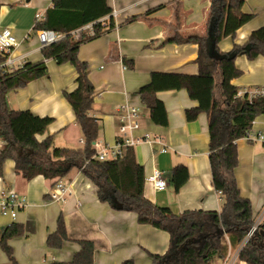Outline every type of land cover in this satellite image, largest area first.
Instances as JSON below:
<instances>
[{"label": "crops", "instance_id": "1", "mask_svg": "<svg viewBox=\"0 0 264 264\" xmlns=\"http://www.w3.org/2000/svg\"><path fill=\"white\" fill-rule=\"evenodd\" d=\"M0 4V31L12 30L19 42L3 71L13 73L26 63L42 61L48 69L45 77L9 92V108L52 120L45 134L37 137L39 142L51 138L55 147L81 148L82 131L65 97L77 89V71L69 63L59 65L54 59H44L39 31L34 30L36 22L53 7V0H0ZM108 5L113 13L101 22L107 26L113 21L115 27L84 43L78 52L79 60L89 65V80L95 88L91 116L99 120L100 126L96 152L105 147L114 148L121 139V106L129 104L139 108L140 128L133 135L146 141L133 148L136 160L144 167L145 181L157 169L167 182L166 190L156 191L146 181L145 197L176 215L187 211L220 213L223 199L212 185L207 115L201 114L189 122L186 110L197 107L198 103L190 99L186 90L164 91L157 98L166 107L168 125L158 126L152 122L148 108L138 95L153 73L198 74V45L165 43L177 33L183 37H206L211 0H108ZM242 11L253 19L234 37L221 41V53H229L235 45H244L253 32L264 26V0H244ZM134 17L137 20L129 22ZM128 62L133 63L132 69L128 68ZM235 65L242 72L232 81L235 87L239 90L264 87V56L251 60L241 55ZM251 129L255 134H264V115L256 118ZM237 145L239 165L235 178L242 197L252 203L255 224L264 218V145L244 139ZM36 159V156L30 157L31 161ZM181 165L188 169L189 179L177 192L171 183V174ZM62 180L68 195L64 201L54 202L50 198L55 186L52 181L43 176L27 181L16 172L14 161L6 162L0 190H13L27 202L15 221L0 212V229L13 223L24 225V235L9 242L18 264L69 262L79 251L76 241L80 240L94 243V264H122L126 260L151 264V255L167 253L170 247L167 232L140 225L136 214L101 203L97 187L78 171H72ZM60 216L65 219L71 241L60 250H51L47 239L55 232ZM239 248L237 251L231 248L220 264L235 260L245 264L238 262ZM0 264H11L1 248Z\"/></svg>", "mask_w": 264, "mask_h": 264}, {"label": "trees", "instance_id": "2", "mask_svg": "<svg viewBox=\"0 0 264 264\" xmlns=\"http://www.w3.org/2000/svg\"><path fill=\"white\" fill-rule=\"evenodd\" d=\"M211 3L206 37H183L177 33L165 43L198 45V74L153 73L138 95L158 126L168 125L166 107L157 98L164 91L186 90L190 99L198 103L197 107L186 110L189 122L201 114L207 115L212 185L223 199L220 213L187 211L176 215L169 208L153 204L145 197L144 167L137 162L132 148L123 147L121 158L115 161L102 162L95 158L100 132L99 120L91 116L95 88L89 80V65L79 60L78 52L84 43L115 27L113 21L107 26L101 22L113 13L108 0H53V7L34 27L35 31L50 30L64 36L57 43L43 47L44 59H54L59 65L69 63L77 71V89L65 97L82 131L84 145L79 149L55 147L51 138L39 142L37 137L45 134L52 120L30 111H14L8 106L9 92L25 88L48 74L46 62L26 63L17 71L6 73L1 66L8 55L0 51V137L6 142L0 152V178L9 160L15 162L16 172L27 181L43 176L55 185L57 180L78 171L97 187L101 203L117 211L134 213L140 225H150L170 235L169 250L164 255H151V264H214L225 260L230 248L242 245L255 222L252 203L242 197L235 178L239 165L237 142L244 138L256 118L264 115V99L235 100L239 89L232 81L242 74L235 65L237 57L246 55L252 60L264 56V26L253 32L244 45H235L229 53H221V41L234 37L253 16L243 13L244 0H211ZM136 20L134 17L129 22ZM91 24L94 36L75 37L76 31ZM127 66L132 69L133 63L128 62ZM43 155L47 158L39 157ZM33 156L37 159L31 161ZM188 179L185 166L173 169L171 183L177 192ZM262 228L261 225L240 250L239 263L264 264ZM24 233V225L20 223L0 229V248L11 264L18 263L9 242ZM69 241L65 219L60 216L55 232L47 239V247L60 250ZM76 243L79 251L71 261L52 264H94V243L88 240ZM122 264L135 263L126 260Z\"/></svg>", "mask_w": 264, "mask_h": 264}, {"label": "built area", "instance_id": "3", "mask_svg": "<svg viewBox=\"0 0 264 264\" xmlns=\"http://www.w3.org/2000/svg\"><path fill=\"white\" fill-rule=\"evenodd\" d=\"M74 35L77 39L82 37V35H86L88 37L94 36V26L92 24L88 25L87 32L86 28H82L76 31ZM63 37V35L50 30H43L38 32V41L42 47L50 46L54 43H57ZM18 44L19 42L16 36L13 34L12 30L3 29L0 31V51L9 56L6 62L10 61V54L12 50H14V48L18 46ZM4 64L1 67H3ZM243 97H245L249 102H252L255 98L264 99V87L256 89L239 90L234 99L239 101ZM138 119L139 108L130 106L129 104L121 106L119 111V133L121 139L118 141V144L114 148L105 147L100 151L96 152L95 158L102 162L115 161L121 158L123 147H129L133 149L138 144L146 141L144 137H135L133 135V133L140 128ZM243 139L248 143H260L264 145V134H255L252 129H249L246 132ZM81 143L84 144V140H82ZM149 143L151 142L149 141ZM5 146L6 142L0 137V152L4 149ZM96 147H99L97 143H95V148ZM163 152H166V149H164ZM146 181L147 184L156 191H164L167 188V182L162 177V173L157 169L153 170L152 174L147 178ZM68 191L69 190L64 184L63 180H57L52 192L50 193V198L54 202H62L68 195ZM26 205V200L20 197L15 191L0 190V212L2 213V215L9 216L13 221H15L19 212L24 210L26 208ZM262 222L263 218H261L254 224L252 229L247 234L246 239L240 246L238 254L240 250L245 246L247 241L256 233L258 228L262 225ZM234 262L229 264H234Z\"/></svg>", "mask_w": 264, "mask_h": 264}, {"label": "rangeland", "instance_id": "4", "mask_svg": "<svg viewBox=\"0 0 264 264\" xmlns=\"http://www.w3.org/2000/svg\"><path fill=\"white\" fill-rule=\"evenodd\" d=\"M263 220H264V218H263ZM262 224H263V222H262ZM240 247V246H239ZM231 249V248H230ZM232 250H234V251H237L238 250V247L237 248H232ZM234 251H232V252H234ZM229 252H230V250H229ZM219 261H216V262H214V264H216V263H218ZM219 264H220V262H219ZM236 264H238L237 263V261H236Z\"/></svg>", "mask_w": 264, "mask_h": 264}, {"label": "water", "instance_id": "5", "mask_svg": "<svg viewBox=\"0 0 264 264\" xmlns=\"http://www.w3.org/2000/svg\"><path fill=\"white\" fill-rule=\"evenodd\" d=\"M262 230L260 231V234L262 235V237L264 238V223L262 224Z\"/></svg>", "mask_w": 264, "mask_h": 264}]
</instances>
